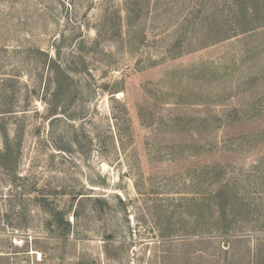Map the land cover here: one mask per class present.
<instances>
[{
	"label": "rangeland",
	"instance_id": "rangeland-1",
	"mask_svg": "<svg viewBox=\"0 0 264 264\" xmlns=\"http://www.w3.org/2000/svg\"><path fill=\"white\" fill-rule=\"evenodd\" d=\"M0 264H264V0H0Z\"/></svg>",
	"mask_w": 264,
	"mask_h": 264
},
{
	"label": "trees",
	"instance_id": "trees-1",
	"mask_svg": "<svg viewBox=\"0 0 264 264\" xmlns=\"http://www.w3.org/2000/svg\"><path fill=\"white\" fill-rule=\"evenodd\" d=\"M246 15H249V14H246ZM258 26H256V24H251L249 25L247 28L243 29L242 32H247V31H251L253 30L254 28H257Z\"/></svg>",
	"mask_w": 264,
	"mask_h": 264
}]
</instances>
